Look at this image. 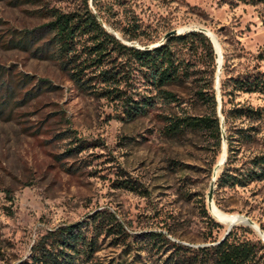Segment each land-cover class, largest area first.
Listing matches in <instances>:
<instances>
[{"label":"rangeland","instance_id":"374dc122","mask_svg":"<svg viewBox=\"0 0 264 264\" xmlns=\"http://www.w3.org/2000/svg\"><path fill=\"white\" fill-rule=\"evenodd\" d=\"M85 1L0 0V264L17 263L48 230L79 222L102 208H109L129 233L138 236L143 249L135 247L127 257L133 264H162L171 253L167 248L150 249L140 238L143 234H162L194 248L207 245L210 236L203 205L207 208L216 165L215 140L206 133L176 139L163 133L165 116L206 113L192 81L173 89L179 104L156 100L146 116L130 122L122 119L120 105L80 92L57 62L41 59V52L6 47L12 32H30L46 24L42 12L78 11ZM88 5L107 31L138 48L156 45L174 30L182 35L209 29L223 55L220 83L224 65L234 74L264 71V0H88ZM126 34L140 37L129 41ZM173 45L191 68L210 70L208 62L184 43ZM216 75L217 69L214 84ZM23 76L31 81L19 87ZM38 82L46 85L37 89ZM133 90L136 98L150 94L141 79L135 80ZM237 101L264 108V98L257 94ZM81 142L86 144L84 151L78 148ZM263 145L264 131L258 143L242 151L238 166ZM221 156L222 146L216 163ZM130 178L139 182L145 195L113 185ZM214 203L230 214L227 222L242 215L263 230L264 181L235 188L216 185ZM207 212L212 217L208 208ZM222 226L214 236L226 233L227 226ZM240 227L251 230H239L243 237L261 240L246 225L233 229ZM122 252L107 241L97 256L107 264Z\"/></svg>","mask_w":264,"mask_h":264},{"label":"trees","instance_id":"16d2710c","mask_svg":"<svg viewBox=\"0 0 264 264\" xmlns=\"http://www.w3.org/2000/svg\"><path fill=\"white\" fill-rule=\"evenodd\" d=\"M42 16L48 19L46 24L30 32H12L6 47L29 53L33 49L41 52V59L57 62L80 92L120 105L122 119L130 122L146 116L156 100L166 105L179 104L181 100L173 89L192 81L194 95L206 107V113L199 116H165L163 133L170 139L181 138L188 133L212 135L216 145L213 166L217 164L222 146L214 89L217 54L207 36L190 31L169 37L164 44L152 49L127 45L104 28L89 7L88 0L81 10L63 13L49 9L42 12ZM126 35L129 41L140 37L138 34ZM173 42L184 43L190 51L204 58L210 70L191 68L174 48ZM259 58L263 59L261 55ZM223 68L225 78L221 80L220 93L228 156L216 185L220 189L246 187L264 181V145L257 154L239 166L237 164L242 151L258 143L264 131V108L237 100L242 95L255 94L264 98V71L255 68L234 74L226 65ZM136 79H141L148 87V96L135 97L133 86ZM30 81V77L23 76L18 78L17 85L20 87ZM45 83L38 82L37 89H42ZM78 148L84 151L87 147L81 142ZM113 185L140 195L146 193L132 178L116 180ZM203 211L210 235L203 247L178 244L157 233L143 234L140 238L143 237L152 250L160 252L167 248L171 252L162 264H264L262 240L239 234V230L251 233L249 228L233 229L221 241L225 234L214 236V232H219L223 226L208 214L206 204ZM107 241L110 247L123 249L117 258L107 264H133L127 257L135 247L143 249L138 244L141 243L138 236L129 233L125 224L109 208H102L79 222L48 230L31 247L29 255L15 264H102L97 255Z\"/></svg>","mask_w":264,"mask_h":264},{"label":"water","instance_id":"95a60500","mask_svg":"<svg viewBox=\"0 0 264 264\" xmlns=\"http://www.w3.org/2000/svg\"><path fill=\"white\" fill-rule=\"evenodd\" d=\"M193 31H197V32L203 33L205 36H207L210 39V41L212 42V44L214 46V49H215V52L217 54V75H216V81H215V91L217 93V103H218L217 113H218V117H219L220 123H221L220 128H221V135H222V152L224 153V158L217 162V164H216V166L214 167V170H213L212 180H211V183H210L209 192L207 194V208H208V210L210 212L211 209H212V206L215 205V203H214V192H215L217 178H218L217 172H218V170H222L223 166L225 165V163L227 161V152H228L226 128H225L224 117L222 115V98H221V95H220V77H221V74H222L223 55H222L221 47H219V50H217L218 47H217V45L214 44V42L212 40L213 38H216V36L209 29L201 27V28H198V29H194ZM180 34H181L180 30H174V31H172L170 33H167L163 37V39H162V41L160 43H158L156 45H153L151 47H147V49H152V48L158 47V46L164 44L169 37L177 36V35H180ZM141 49H143V48H141ZM212 217L218 223H220L222 225L226 226V224H227V231H226V233L223 236L221 241L226 239V237L231 233V231L233 230V228L235 226L239 225V223H242L243 225H246L248 227L253 228L258 233V235L260 236L262 242L264 243V239H263L264 231L260 227H258L254 223V221H252L250 218L240 215L239 217L234 219L232 222L227 223L224 220H221L220 218H215L213 215H212ZM221 221H224V222L222 223Z\"/></svg>","mask_w":264,"mask_h":264},{"label":"bare ground","instance_id":"6f19581e","mask_svg":"<svg viewBox=\"0 0 264 264\" xmlns=\"http://www.w3.org/2000/svg\"><path fill=\"white\" fill-rule=\"evenodd\" d=\"M213 40V42H214V44L215 45H217V47H218V49L217 50H219V42L216 40V38H213L212 39ZM224 158V153L222 152V156L220 157V159L219 160H222ZM219 172H220V170H218V172H217V175L219 174ZM214 209H217L218 211H220L217 207H216V205H213L212 206V209H211V211H210V213L215 217V218H220L221 220H223V218L225 217V222H227V220H228V218L226 217L227 215H230V214H226V213H223L222 211H220L221 213H223V215L222 216H220V215H218L215 211H214ZM240 215H237V217H239ZM236 217V218H237ZM235 218V219H236ZM222 223L224 222V221H221ZM227 223H229V222H227ZM239 224H241L242 225V223H239ZM226 226H227V224H226ZM263 239H264V236H263Z\"/></svg>","mask_w":264,"mask_h":264}]
</instances>
